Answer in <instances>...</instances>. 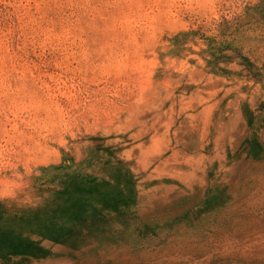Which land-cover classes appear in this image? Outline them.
Here are the masks:
<instances>
[{
  "label": "rangeland",
  "instance_id": "obj_1",
  "mask_svg": "<svg viewBox=\"0 0 264 264\" xmlns=\"http://www.w3.org/2000/svg\"><path fill=\"white\" fill-rule=\"evenodd\" d=\"M0 264H264V0H0Z\"/></svg>",
  "mask_w": 264,
  "mask_h": 264
}]
</instances>
